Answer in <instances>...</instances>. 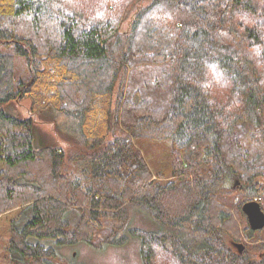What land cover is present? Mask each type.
Masks as SVG:
<instances>
[{
  "label": "trees",
  "instance_id": "1",
  "mask_svg": "<svg viewBox=\"0 0 264 264\" xmlns=\"http://www.w3.org/2000/svg\"><path fill=\"white\" fill-rule=\"evenodd\" d=\"M19 96L70 151L36 141ZM142 139L169 141L190 179L152 181ZM0 158V213L20 208L8 262L80 264L64 247L135 237L143 264H264L229 246L208 185L235 171L264 196V0H0ZM133 211L157 228L129 227Z\"/></svg>",
  "mask_w": 264,
  "mask_h": 264
},
{
  "label": "rangeland",
  "instance_id": "2",
  "mask_svg": "<svg viewBox=\"0 0 264 264\" xmlns=\"http://www.w3.org/2000/svg\"><path fill=\"white\" fill-rule=\"evenodd\" d=\"M145 3L146 1H140L138 6H143ZM133 16L134 13L132 12L121 23L118 29L120 31H129ZM15 72L16 79H21L20 77H22L23 81H27L29 71L23 59L15 58ZM11 105L19 111L21 117H33L34 132L38 143H52L56 147L67 151L72 149L69 143L58 134L52 122L31 114L29 110L30 100L27 97L19 96L13 100ZM135 144L143 154L151 171V180L156 184L165 185L172 182L176 186L190 179V177L184 178L174 172L173 162L178 157L172 151L169 141L142 139L135 142ZM4 168L3 158H0V174ZM230 173L228 177H220L217 182H213L208 178L209 194L212 197V201L219 207L225 209L231 219L230 230L227 233L226 241L229 246L236 250H238L236 243H241L247 249L253 250L255 255L261 258V256H264V227L261 230L254 231L253 238L248 240L245 236L244 229L249 225L247 217L241 209V205L248 200H256L260 203L264 211V196H253L240 192L239 186L243 184L242 179H239L240 174L235 171H230ZM257 173L260 177L259 179L262 180L264 170L259 169ZM236 179H238L239 183L233 187ZM177 201L179 202L180 199ZM213 209L218 210L216 208ZM19 211L20 208L16 207L0 213V264H14L6 261L8 257L6 247L10 237L11 219L15 218ZM128 226L143 228L145 230L157 228V225L151 223L144 213L137 211H133ZM92 240L95 242V245H99L102 241V235L98 234ZM58 246L60 247L62 245ZM65 251V255H67L65 257L68 261L78 262L80 264H143L139 255V240L135 237H130L125 244L120 246L104 244L95 247L84 242H78L64 247V253Z\"/></svg>",
  "mask_w": 264,
  "mask_h": 264
},
{
  "label": "water",
  "instance_id": "3",
  "mask_svg": "<svg viewBox=\"0 0 264 264\" xmlns=\"http://www.w3.org/2000/svg\"><path fill=\"white\" fill-rule=\"evenodd\" d=\"M238 183L239 181L236 179L233 187ZM241 209L247 217L249 227L253 231L261 230L264 227V211L258 201L248 200L242 204ZM236 246L239 248V251L243 248L241 243H236Z\"/></svg>",
  "mask_w": 264,
  "mask_h": 264
}]
</instances>
